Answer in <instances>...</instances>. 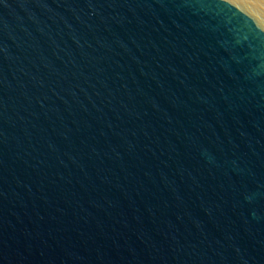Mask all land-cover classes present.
Masks as SVG:
<instances>
[{
	"label": "water",
	"instance_id": "95a60500",
	"mask_svg": "<svg viewBox=\"0 0 264 264\" xmlns=\"http://www.w3.org/2000/svg\"><path fill=\"white\" fill-rule=\"evenodd\" d=\"M0 264H264V0H0Z\"/></svg>",
	"mask_w": 264,
	"mask_h": 264
}]
</instances>
